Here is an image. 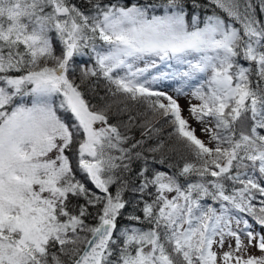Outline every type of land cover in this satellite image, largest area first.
Here are the masks:
<instances>
[{
	"label": "snow or ice",
	"instance_id": "6c2138e0",
	"mask_svg": "<svg viewBox=\"0 0 264 264\" xmlns=\"http://www.w3.org/2000/svg\"><path fill=\"white\" fill-rule=\"evenodd\" d=\"M0 264H264V0H0Z\"/></svg>",
	"mask_w": 264,
	"mask_h": 264
},
{
	"label": "rangeland",
	"instance_id": "374dc122",
	"mask_svg": "<svg viewBox=\"0 0 264 264\" xmlns=\"http://www.w3.org/2000/svg\"><path fill=\"white\" fill-rule=\"evenodd\" d=\"M181 102H182V106H184L185 108H186V106H187V102H186V100L185 99H181ZM185 115H187V112H185ZM193 125L195 126V127H197V134L199 135L200 133H199V126L198 125H195V122H193ZM258 254V253H257Z\"/></svg>",
	"mask_w": 264,
	"mask_h": 264
},
{
	"label": "trees",
	"instance_id": "16d2710c",
	"mask_svg": "<svg viewBox=\"0 0 264 264\" xmlns=\"http://www.w3.org/2000/svg\"><path fill=\"white\" fill-rule=\"evenodd\" d=\"M181 105H182V102L180 101Z\"/></svg>",
	"mask_w": 264,
	"mask_h": 264
}]
</instances>
